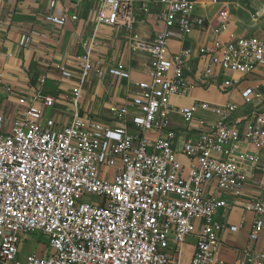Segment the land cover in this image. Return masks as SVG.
<instances>
[{
  "label": "built area",
  "instance_id": "1",
  "mask_svg": "<svg viewBox=\"0 0 264 264\" xmlns=\"http://www.w3.org/2000/svg\"><path fill=\"white\" fill-rule=\"evenodd\" d=\"M94 1L96 26L121 27L130 51L146 57L148 76L132 82L133 93L124 102H112L114 84L129 79V71L117 61L104 73L92 39L78 57V73L60 68L61 78L73 82L66 101L45 91L46 76L41 75L16 107L10 100L4 103L0 264H264V239L259 248L246 247L238 258L223 259L220 233L238 226L215 218L220 209L237 204L226 195L238 198L249 190L247 173L262 169L258 153L264 148V114L252 109L234 116L238 105L232 101L181 106L171 101L219 81L221 91L237 89L242 103L251 105L262 93L258 84L244 83L264 65V34L224 36L230 14L220 10L211 41L196 53L201 67L189 78L194 49L184 41L207 24L194 14L193 0ZM153 8L164 28L148 38L134 34L136 11ZM45 19L63 26L77 15L65 10ZM175 35L184 44L171 51ZM30 42L29 34L21 35L22 47ZM91 71L109 76L107 117L81 107ZM199 110L211 116H199ZM174 113L184 129L175 124ZM252 186L257 187V179ZM255 188L242 205L254 213L248 234L252 244L264 231V194ZM32 234L42 235L47 244L20 257L22 241Z\"/></svg>",
  "mask_w": 264,
  "mask_h": 264
},
{
  "label": "crops",
  "instance_id": "2",
  "mask_svg": "<svg viewBox=\"0 0 264 264\" xmlns=\"http://www.w3.org/2000/svg\"><path fill=\"white\" fill-rule=\"evenodd\" d=\"M195 2L194 14L203 17L207 22L205 29H194L187 37L185 44L194 49L191 60V71L187 72L192 78L197 68L201 67L196 53L200 46L209 43L212 39L211 28L216 22L220 10H228L230 14L229 28L224 33L227 36L235 34H264V14L262 7L264 0H193ZM97 2L94 0H78L71 4L68 0H0V109L10 100V107H16L19 97L31 93L34 84L41 75L46 76L45 91L54 93L66 101L73 82L62 79L60 68L65 66L78 73V57L84 52L86 43L94 40L93 54L98 59V66L103 69L110 63L120 61L129 71V79H117L111 91V101L122 103L133 93L132 82L146 79L148 76L147 59L137 52L130 51L128 35L118 26H108L99 23L96 26ZM65 10L74 12L77 19L68 20L63 26L50 23L45 19L48 14L57 15ZM149 13L136 11V21L132 32L140 37H152L164 27L161 21ZM255 12L258 16H255ZM262 14V15H261ZM243 22V23H242ZM22 34H29L31 42L28 47H22L19 40ZM183 41L177 35L170 39V50L178 51ZM105 73V72H104ZM254 77H247L244 84H258L262 96L253 100L251 105L242 103L237 89L227 92L221 91L219 81H212L207 85L191 89L184 97H172L175 105H188L197 100H205L218 104L227 101L238 105L235 115H242L257 109L264 114V65L258 68ZM108 75L97 76L91 71L87 77L81 98V107L88 114L107 117L108 102ZM10 89L9 91L7 89ZM9 117L12 114L9 112ZM199 116L210 117L205 111H198ZM175 124L184 129L180 117L172 114ZM184 132V131H183ZM259 160L262 169L256 173H247V186L249 190L252 180L257 179V192L264 194V148L259 151ZM182 162L187 159L179 154ZM249 190L244 195L235 198L226 195L228 202H236L231 209H220L215 218L226 225H237L236 231L224 229L220 233L221 246L219 255L225 260H234L241 255L246 247H261L264 231L256 244L249 241L248 234L251 229L254 213L242 207L247 203ZM188 253L191 246L187 245Z\"/></svg>",
  "mask_w": 264,
  "mask_h": 264
},
{
  "label": "rangeland",
  "instance_id": "3",
  "mask_svg": "<svg viewBox=\"0 0 264 264\" xmlns=\"http://www.w3.org/2000/svg\"><path fill=\"white\" fill-rule=\"evenodd\" d=\"M44 244H47V240L40 234H32L27 236L26 239H24L20 245V257H23L26 253L33 249L37 251L43 250Z\"/></svg>",
  "mask_w": 264,
  "mask_h": 264
},
{
  "label": "water",
  "instance_id": "4",
  "mask_svg": "<svg viewBox=\"0 0 264 264\" xmlns=\"http://www.w3.org/2000/svg\"><path fill=\"white\" fill-rule=\"evenodd\" d=\"M247 77L251 78V77H254V75L253 74H249Z\"/></svg>",
  "mask_w": 264,
  "mask_h": 264
}]
</instances>
